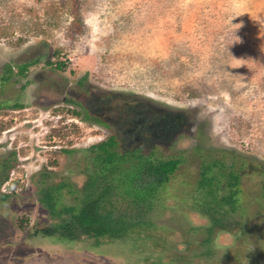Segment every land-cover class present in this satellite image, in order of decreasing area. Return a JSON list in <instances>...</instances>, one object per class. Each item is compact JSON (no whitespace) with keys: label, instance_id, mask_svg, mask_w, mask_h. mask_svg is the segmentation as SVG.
Wrapping results in <instances>:
<instances>
[{"label":"rangeland","instance_id":"obj_1","mask_svg":"<svg viewBox=\"0 0 264 264\" xmlns=\"http://www.w3.org/2000/svg\"><path fill=\"white\" fill-rule=\"evenodd\" d=\"M0 105V264H264V0H0ZM85 110L122 130L156 115L139 134L186 161L144 241L44 233L59 221L42 188L75 204L110 136ZM212 160L221 188L239 175V208L206 243L196 182Z\"/></svg>","mask_w":264,"mask_h":264},{"label":"trees","instance_id":"obj_2","mask_svg":"<svg viewBox=\"0 0 264 264\" xmlns=\"http://www.w3.org/2000/svg\"><path fill=\"white\" fill-rule=\"evenodd\" d=\"M34 63L18 66V75L24 76L27 67ZM57 68L62 70L63 65L58 64ZM12 70L11 66L6 67L2 78L4 83L11 79ZM155 116L144 121V128L143 125H132L129 130H122L120 124L85 111L84 120L106 128L110 136L88 149L90 168L86 170L82 197L77 198L75 204L57 207L55 194L59 195L61 186L42 188V202L52 218L59 221L51 231L44 232L46 236L70 242L86 238L93 240L96 246L102 242L120 243L135 235V243L149 238L145 233L156 229L151 214L171 178L186 162L182 156L165 157L153 144L152 137L139 134L152 127ZM225 169L221 160L205 162L196 182L199 210L211 222L206 243L211 242L217 231L232 232L237 227L231 217L239 208V175L233 171L228 173L227 188H221L218 177L224 176L222 171ZM8 170L6 168V173ZM7 180L5 175L2 182ZM221 191L224 193L219 195Z\"/></svg>","mask_w":264,"mask_h":264},{"label":"flooded vegetation","instance_id":"obj_3","mask_svg":"<svg viewBox=\"0 0 264 264\" xmlns=\"http://www.w3.org/2000/svg\"><path fill=\"white\" fill-rule=\"evenodd\" d=\"M85 111H87V110H85ZM85 111H84V112H85ZM87 112H88V111H87ZM88 114H89V112H88ZM89 115H92V114H89ZM84 116H85V114H84ZM93 116H95V115H93ZM95 124H96V123H95ZM97 125H98V124H97ZM99 126H100V125H99Z\"/></svg>","mask_w":264,"mask_h":264}]
</instances>
